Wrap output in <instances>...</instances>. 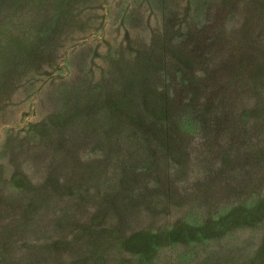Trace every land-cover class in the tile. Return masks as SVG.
I'll use <instances>...</instances> for the list:
<instances>
[{
  "label": "rangeland",
  "instance_id": "374dc122",
  "mask_svg": "<svg viewBox=\"0 0 264 264\" xmlns=\"http://www.w3.org/2000/svg\"><path fill=\"white\" fill-rule=\"evenodd\" d=\"M0 264H264V0H0Z\"/></svg>",
  "mask_w": 264,
  "mask_h": 264
}]
</instances>
